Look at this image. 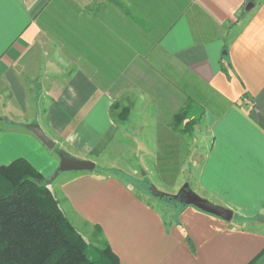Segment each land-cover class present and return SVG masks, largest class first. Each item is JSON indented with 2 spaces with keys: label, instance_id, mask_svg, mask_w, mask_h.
Here are the masks:
<instances>
[{
  "label": "crops",
  "instance_id": "1",
  "mask_svg": "<svg viewBox=\"0 0 264 264\" xmlns=\"http://www.w3.org/2000/svg\"><path fill=\"white\" fill-rule=\"evenodd\" d=\"M183 107L198 117L186 132ZM33 124L95 161L139 135L180 152L188 134L203 197L264 217V0H0V166L23 157L46 177L61 154ZM55 191L121 264H264V225L193 205L169 216L114 172Z\"/></svg>",
  "mask_w": 264,
  "mask_h": 264
},
{
  "label": "trees",
  "instance_id": "2",
  "mask_svg": "<svg viewBox=\"0 0 264 264\" xmlns=\"http://www.w3.org/2000/svg\"><path fill=\"white\" fill-rule=\"evenodd\" d=\"M222 59L228 72L226 52ZM188 113L183 107L174 115V125L183 122L185 132L198 119L187 120ZM114 173L150 204L159 202L179 211L187 206L180 192L162 191L146 175L137 177L118 169ZM43 179L23 157L0 166V264H121L106 240L95 245L71 221L57 192ZM96 230L100 233L101 227Z\"/></svg>",
  "mask_w": 264,
  "mask_h": 264
},
{
  "label": "rangeland",
  "instance_id": "3",
  "mask_svg": "<svg viewBox=\"0 0 264 264\" xmlns=\"http://www.w3.org/2000/svg\"><path fill=\"white\" fill-rule=\"evenodd\" d=\"M195 106L197 107L196 112H198V106L193 105V107ZM189 108L190 107H187L186 109L188 110ZM182 138L183 140L185 139L184 143L186 144H184V148L182 144L180 152H177L178 149H176V146H173L174 148L172 147L171 150L165 147V150L162 152H157L152 144L143 146V141L145 143V139L140 135L128 137V139L124 138L123 145L117 147V153L113 154L112 157H108L106 161H103L104 159L102 161L99 159H96V161L94 160L96 162V167L90 171L95 174L101 173L102 171L113 174V172L118 169L119 171L127 172L137 177L146 175L160 190L174 194L178 193L182 186L188 184L191 189L203 196L202 189L198 188L195 184L197 178L195 171H193V167L196 168L195 160L198 159L199 153L196 152L195 146L192 145L193 137L190 138L187 134ZM166 140L167 138L165 137V141ZM60 147L61 146L57 143L54 147L49 149H51L55 156H58L60 155ZM74 156L78 157L76 155ZM103 165H105V167H103ZM56 169L57 167L44 177L42 181L53 191L60 185L62 180L77 172L71 170L61 171L56 175ZM155 206L161 208L162 211L169 216L170 213L172 215L174 212L173 208L159 202L155 203ZM235 216L238 221L246 225H257V227L264 225L258 222V217L255 216ZM85 234L95 245L100 243L97 232H95L94 235H88L89 233Z\"/></svg>",
  "mask_w": 264,
  "mask_h": 264
},
{
  "label": "water",
  "instance_id": "4",
  "mask_svg": "<svg viewBox=\"0 0 264 264\" xmlns=\"http://www.w3.org/2000/svg\"><path fill=\"white\" fill-rule=\"evenodd\" d=\"M29 129L35 135H37V137H39V139H41L47 145V147H54L55 140L50 137L40 125H29ZM95 167L96 162L92 159L75 157L74 155L68 152L62 151L55 174L57 175L61 171L70 170L90 171L93 170ZM178 192H180L181 201L184 202L186 205H193L204 212L216 215L226 221H230L234 216V211L231 208L221 205L219 203H215L199 195L197 192L191 189L188 184L182 186ZM258 220L264 222V217H258Z\"/></svg>",
  "mask_w": 264,
  "mask_h": 264
}]
</instances>
